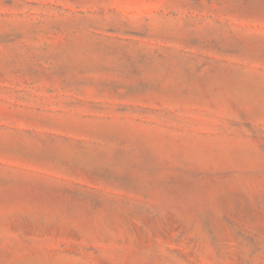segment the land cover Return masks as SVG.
<instances>
[{
	"label": "rangeland",
	"instance_id": "obj_1",
	"mask_svg": "<svg viewBox=\"0 0 264 264\" xmlns=\"http://www.w3.org/2000/svg\"><path fill=\"white\" fill-rule=\"evenodd\" d=\"M0 264H264V0H0Z\"/></svg>",
	"mask_w": 264,
	"mask_h": 264
}]
</instances>
